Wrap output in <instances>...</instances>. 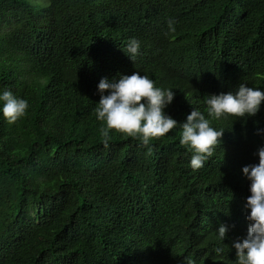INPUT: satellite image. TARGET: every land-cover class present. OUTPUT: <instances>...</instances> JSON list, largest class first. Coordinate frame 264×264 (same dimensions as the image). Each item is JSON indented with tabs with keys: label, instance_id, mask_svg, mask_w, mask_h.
Here are the masks:
<instances>
[{
	"label": "trees",
	"instance_id": "16d2710c",
	"mask_svg": "<svg viewBox=\"0 0 264 264\" xmlns=\"http://www.w3.org/2000/svg\"><path fill=\"white\" fill-rule=\"evenodd\" d=\"M41 5L0 0V90L29 103L15 123L0 116V264H236L250 195L241 169L264 146V102L211 121L224 133L197 170L179 126L148 147L112 131L105 148L94 108L101 78L136 71L173 89L165 112L178 123L206 95L264 90V0Z\"/></svg>",
	"mask_w": 264,
	"mask_h": 264
},
{
	"label": "clouds",
	"instance_id": "9594fccd",
	"mask_svg": "<svg viewBox=\"0 0 264 264\" xmlns=\"http://www.w3.org/2000/svg\"><path fill=\"white\" fill-rule=\"evenodd\" d=\"M166 23L168 32L174 33L177 21L172 18ZM140 48V40L130 38L122 50L134 62ZM97 91L100 99L94 113L101 122L100 137L105 148L109 147L112 131L138 139L148 147L151 140L179 126V143L191 153L189 167L193 170L205 165L223 136L224 130L214 128L212 120L254 116L264 102V90L240 83L234 92L206 95L204 111L193 108L185 121L178 123L165 112L174 100L173 89L156 86L152 79L139 71L131 75L120 74L118 78H101ZM28 108L27 99L16 96L9 88L0 90V116L9 123L23 118ZM257 155L258 163L241 169L250 182V195L244 205L248 221L246 235L231 245L235 250L236 264H264V146L258 149ZM227 231L228 227L223 224L216 229L220 241H224ZM213 252L219 256L223 248L215 247ZM187 264H194V261L189 259Z\"/></svg>",
	"mask_w": 264,
	"mask_h": 264
},
{
	"label": "rangeland",
	"instance_id": "374dc122",
	"mask_svg": "<svg viewBox=\"0 0 264 264\" xmlns=\"http://www.w3.org/2000/svg\"><path fill=\"white\" fill-rule=\"evenodd\" d=\"M27 2L32 6L33 9L37 10L42 6V3H45V0H27Z\"/></svg>",
	"mask_w": 264,
	"mask_h": 264
}]
</instances>
